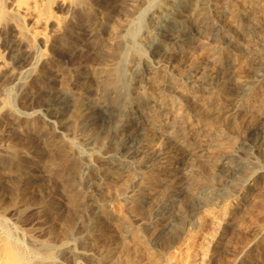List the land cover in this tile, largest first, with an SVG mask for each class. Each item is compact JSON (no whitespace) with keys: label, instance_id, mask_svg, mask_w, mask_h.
Here are the masks:
<instances>
[{"label":"bare ground","instance_id":"6f19581e","mask_svg":"<svg viewBox=\"0 0 264 264\" xmlns=\"http://www.w3.org/2000/svg\"><path fill=\"white\" fill-rule=\"evenodd\" d=\"M139 1L146 6L154 4L153 0H0V86L19 79L40 80L43 92L53 88L57 94L56 101L44 106V121L52 130L44 134L43 155L37 154L33 159V156L29 158L27 155L21 157L15 150L0 149V168L19 181L18 186L15 181L13 183L16 184H12V192L17 196L31 191L28 187L36 186V190L28 194L35 200L33 206L36 211L47 223V234L55 238H66L70 234L82 199L87 201L92 211L87 213L79 237L81 249L79 246L78 251L70 250L72 259H86L92 264H103L106 260H110V264H137L136 258L132 261L127 258L123 262L119 258L111 260L113 254L109 247L99 256L83 249L92 247L96 239L104 234L99 228L101 224L111 223L104 208V190L111 176L118 173L140 178L139 168L148 167L150 161L161 154L160 146L152 148L156 142L150 130L162 129L158 116L162 113L163 104L159 97L152 95L150 88L161 86L167 95L175 92L181 78L173 76L176 64L186 53H193L199 44L211 45L219 57L221 69L228 68L232 51L242 47V41L251 42L253 32L258 33L262 47L253 51L246 46L248 60L257 62L252 76L258 80L264 74V15L257 8H264V0H246V3L234 6L230 5V0H172L176 5L172 6L169 2L149 10L140 41L136 42L134 36L142 26L136 9ZM127 3H133L127 16L138 15L141 21L138 24L130 22L122 35L120 31H111L110 16L128 14L125 13ZM106 5L111 7L110 14L105 11ZM227 11L232 22L241 24V30L225 25L222 15ZM141 42L147 44L148 55L140 49ZM125 52L130 53L129 64L135 68L132 85L126 81ZM74 60L76 69L69 66ZM108 60L112 63L105 66ZM53 69L57 74L51 73ZM101 69L103 78L99 74ZM221 74L222 71L204 79L205 88L221 79ZM62 76L66 90L54 88L53 80ZM167 76H173L171 81L166 79ZM193 76L192 73L186 74L185 79L192 80ZM85 79L94 83L102 97L109 100L94 103L89 94L90 84L85 86L81 83ZM221 88L225 95L226 84L223 83ZM72 89L80 90L70 92ZM4 91L7 92V88ZM253 93L251 82H236L234 101L225 103L220 110L228 112L248 105ZM72 101L75 103L70 122L56 124ZM262 119L264 122V108L261 110ZM263 122L256 123L247 135L239 137L237 146L232 150L211 155L209 165L217 172L216 180L210 175L204 181L197 180L194 175L189 178L186 189L191 203L209 205L236 191L242 215L253 216L252 209L264 202V185L255 192L257 179L264 178V167L255 166L252 159L264 153ZM91 125H99L100 131L91 134L87 151L79 152V158L75 160L71 149L61 145L60 139L64 138L66 130L71 129L75 134ZM112 126L115 134L105 143ZM173 126L178 127L179 122L174 120ZM208 129L209 137L204 143L219 142L221 135L217 123L209 124ZM172 134L168 132L167 135L171 138ZM39 148L35 147L33 151ZM91 158L97 162L90 163ZM192 158L197 157L189 159ZM189 159L181 161L178 171L166 168L158 181L149 180L150 196L144 198L139 193H132L116 199L118 204L130 203L137 214L146 204L154 217L166 219L162 227L146 236L140 231H132V238L138 240L144 252L150 248L158 252L163 250L181 231V217L169 220L171 208L177 206L181 195V190L173 186V179L181 170L188 168ZM40 173L46 174L49 180L47 187L40 182L43 180ZM141 182L133 180L128 186L139 189ZM78 185L82 188H77ZM61 194L64 198L60 200ZM252 197L253 208L245 211L244 202ZM178 206L182 208L183 205ZM239 214H234L236 228L243 223ZM254 217V221H258V217ZM155 223L154 218L141 221L146 230ZM218 243L224 245L225 242L220 239ZM263 243L264 240L262 246ZM242 246L240 242L239 247ZM54 250L47 242L38 251L42 256L49 257ZM149 259H152L151 262L155 260L152 253ZM0 264H29L26 251L1 219ZM234 264L243 263L235 261Z\"/></svg>","mask_w":264,"mask_h":264},{"label":"rangeland","instance_id":"374dc122","mask_svg":"<svg viewBox=\"0 0 264 264\" xmlns=\"http://www.w3.org/2000/svg\"><path fill=\"white\" fill-rule=\"evenodd\" d=\"M153 2L152 6H146L143 1L136 3V9L142 19V21L140 20L142 26L134 36L136 42L140 41L139 36L147 22L149 10L169 2L172 6L176 5L172 0H153ZM244 3L246 0H230L231 6ZM110 8L108 5L105 6V11L109 14ZM126 8L125 13L128 12V14L110 16L111 31H120L124 35V30L130 22L135 24L140 22L138 15L127 16L130 15L133 3H127ZM257 8L261 9L260 13L264 15V8L262 6ZM230 16L229 11L222 15L225 25L233 26L238 31L241 30V24L232 22ZM258 36V33L253 32L250 35L251 42L242 41V47L232 51V61L229 67L224 70L219 65V57L214 48L211 45L201 46L199 44L193 53H186L176 64L177 68L173 76L182 79L180 78L178 81V88L175 92L167 95L164 94L161 86L150 88L152 95L159 97L163 104L162 113L158 116V123L162 129L160 131L150 130L154 136L153 140L156 142L152 144V148L160 146L161 154L155 160L150 161L148 167L139 168L140 178L118 173L111 176L104 190L106 198L104 208L111 223H103L99 226L104 234L96 239L92 247H85L83 251L87 250L84 252L92 251L99 256L106 250V247H109L113 254L111 260L119 258L123 262L127 258L130 261L136 258L137 264H234L235 261H240L243 264H264V246L261 245L264 240V202L261 205L256 204L257 206L254 204L256 208L252 207V209L254 196L247 198L244 202L246 203L244 210L249 211L250 208L253 210L254 214L250 217L246 214L242 215L238 203L240 198L235 196L236 191L203 206L191 203L186 189V184L192 175L196 176L197 180L204 181L208 175L211 179L215 178L216 180L217 172L209 165L211 155L232 150L237 146L239 137L247 135L256 123L263 122L261 110L264 108V74L255 80L252 71L257 62L256 60L249 61V54L246 51V46L247 49L253 51L262 47ZM139 46L142 52L148 55L147 44L141 42ZM123 59L127 70V84L132 85L135 68L129 64L130 53L125 52ZM111 63L108 60L105 66ZM69 66L76 69L75 60ZM32 68L36 70V68ZM221 71V79L214 81L211 87L206 89L204 79H208L215 73L219 74ZM99 72L100 78H103V69ZM51 73L57 74L55 69ZM190 73L195 78L186 80L185 75ZM173 76H167L166 79L171 81ZM64 80L63 76L58 80H53L54 88L66 90L67 88L65 89L63 86ZM88 82L85 79L81 83L85 86L90 84L89 94L94 103L109 100V98L102 97L94 83ZM236 82H251L254 85V93L250 97L248 105L223 112L220 110L221 106L234 101ZM223 83L227 87L225 95L222 88L219 89ZM5 85L0 86V149L15 150L19 156L27 155L29 158L33 156V159L37 154L43 155L44 134L51 133L52 130L44 121V106L56 101L57 94L53 88L51 91L43 92L44 90L40 89L42 86L40 80L34 82L19 79ZM6 88L7 92L4 91ZM79 90L72 89L70 92H79ZM75 101L71 102L69 109H66L57 119L56 124L70 122L73 117L72 105ZM174 120L179 122L178 127L173 126ZM214 122L220 129L221 140L219 142L205 141L204 143V140L209 137L208 125ZM99 128V125H91L86 127L85 131L81 130L75 134L71 129H65L64 138L60 139L62 141L60 144L69 147L73 154L71 156L76 160L79 158V152L87 151L89 137L91 134H98ZM113 128L110 129L105 143L112 138L111 135L115 134V128ZM168 132H173L171 138L167 135ZM35 147L40 148L33 151ZM191 156L197 158L189 159ZM188 159V168L181 170L173 179V186L181 190V195L177 206L171 208L169 219L181 217L183 222L181 231L163 250L158 252L150 248L144 252L140 249L138 240L132 238V231H140L146 236L151 231L162 227L166 223V219L154 217L146 204L142 212L137 214L133 211L130 203L120 202L118 204L116 199L132 193H139L144 198L150 196L149 180L158 181L166 168L172 170L174 168L175 171H178L179 168L181 169L179 166L181 161L186 162ZM252 159L255 166L264 167V153L256 155ZM96 162L95 158H91L90 163L95 164ZM39 175L43 178L40 182H43L47 187L49 180L46 174L40 173ZM133 180L142 181L139 189L128 186ZM160 181L162 182V180ZM12 184L20 185L18 180L8 176L7 172L0 168V219L9 227L13 236L26 251L29 264H92L86 259L77 258L74 260L71 258L72 249L74 251L81 249L79 237L82 234L86 215L92 211L87 201L82 199L79 214L73 223L70 234L66 238H55L47 234V223L42 214L36 211L33 206L35 200L33 201L32 196L28 194V192L36 190V186L28 187L31 191L17 196L12 192ZM263 185L264 178L257 179L255 192L260 191ZM77 188L82 187L78 185ZM59 198L60 200L64 198L63 194ZM180 204L183 205L182 208L178 206ZM238 212L240 221L243 223L241 227L236 228L234 227V214L237 215ZM258 213L259 215H257ZM255 215L258 217V221H254ZM153 218L156 221L155 225L151 229H144L141 221ZM220 239H223L224 245H219ZM47 242L55 248L53 255L49 257L42 256L38 251L40 246ZM240 242L243 244L242 247H239ZM151 253L155 257L153 262H151L152 259H149ZM109 261L106 260L103 264H110Z\"/></svg>","mask_w":264,"mask_h":264}]
</instances>
